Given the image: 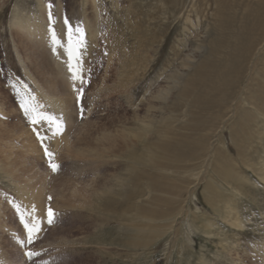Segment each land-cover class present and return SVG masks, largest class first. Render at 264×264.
<instances>
[{
  "label": "rangeland",
  "instance_id": "obj_1",
  "mask_svg": "<svg viewBox=\"0 0 264 264\" xmlns=\"http://www.w3.org/2000/svg\"><path fill=\"white\" fill-rule=\"evenodd\" d=\"M44 1L55 26L99 28L84 29L85 112L51 55L13 25L38 1L0 0V259H24L9 203L28 208L21 186L43 197L44 216L57 213L32 246L49 264H264V0ZM251 13L263 22L224 99L210 71ZM25 85L47 111L63 106V135L45 142L57 172L19 107Z\"/></svg>",
  "mask_w": 264,
  "mask_h": 264
},
{
  "label": "snow or ice",
  "instance_id": "obj_2",
  "mask_svg": "<svg viewBox=\"0 0 264 264\" xmlns=\"http://www.w3.org/2000/svg\"><path fill=\"white\" fill-rule=\"evenodd\" d=\"M53 4H47L48 9V32L50 34L51 51L58 59H61V50L66 59L63 62L66 64L69 78L73 84V91L76 93L77 103L80 105L79 111L81 118H83L85 107L81 103L86 78L84 73L83 54L87 49L86 33L80 24L73 25L67 17L64 18L63 23L66 26L67 42L65 43L61 35H58L55 30L56 20L52 12ZM90 79V77L88 78ZM77 83L81 85L77 87ZM13 88L17 86L12 85ZM16 95L20 97L19 107L27 119L29 125L32 126V131L36 135L37 140L43 147L44 154L48 157V165L53 172L59 171V164L54 162V153L49 151L46 141H51L56 137L62 136L66 123L63 114L57 115L45 109V106L40 103L36 96L25 85L23 91L17 88ZM6 118V117H0ZM43 129V132L41 131ZM49 201L52 197L47 198ZM11 207L15 210L19 217V223L23 226L22 235L26 234V238L15 237L16 243L21 250V255L24 259L19 264H36V260L40 259L41 264H49L48 261L42 260L41 252L35 250L32 246L41 238V234L45 230V226L51 227L56 223L57 213L49 205L45 216H40L35 205L26 208L15 200L9 201ZM0 264H7L6 260L0 259Z\"/></svg>",
  "mask_w": 264,
  "mask_h": 264
},
{
  "label": "bare ground",
  "instance_id": "obj_3",
  "mask_svg": "<svg viewBox=\"0 0 264 264\" xmlns=\"http://www.w3.org/2000/svg\"><path fill=\"white\" fill-rule=\"evenodd\" d=\"M37 1H38V7L37 8L39 9V12H30V13L27 12L28 14L23 15L24 17L20 13H17L16 12L14 14L15 16H14V19H13V25L18 29V31L19 30L22 31V33H24V36L26 35V37H28V39L31 40L32 43H34L33 44V46H35L34 49L36 47H39V46H40V48H42V47L45 48V50L48 52V54L51 55L52 58L51 57L50 58L53 61V63L57 66L58 72L63 77V80H65L67 83H69L70 85H72V81L69 78V73L67 71L66 64L63 62V60L66 59V56L63 55L62 50H61V59H58L57 56L54 55L52 53V51L50 50L51 49L50 39H49L50 34L48 32V21H47L46 16H45L46 9H47L46 3H45L44 0H37ZM92 1H93L92 3H94V0H92ZM260 3H258L259 4L258 6H261ZM95 12H96V9H95ZM95 16H96V18L99 17L97 15V13H96ZM243 16H245V14ZM248 16L249 15L245 16L244 23L242 22L243 24H240L239 25V26L242 25V27L238 29V33L235 35V42L233 43V41H230L226 46H225V44H223L224 47H227L228 46L227 47L228 52L225 53L226 52L225 51L226 48H224V53L225 54H222L223 50L221 49L222 50V52H221L220 51V48H218L219 49L218 53H221L222 55H225V57H224L223 60H221L222 58H220L221 57L220 56L219 57L220 58V61L218 63L214 64L213 65V69L214 70L212 69V71H210L211 72V76L210 77L213 80L212 81H208L209 84H210V85H207V86H209L208 89H209V91L211 93L212 92L214 94L220 93L222 95V97H224V99H230V100L232 99L233 91L236 88V86L240 83L241 75H242V72H243V68L241 67V63L240 62L243 61L245 57H247L246 54L249 53L250 50L254 47V41H253L252 37L255 35V33L257 32V30L259 28V26H261V23L263 22L262 19L259 18V15L258 14L251 13V16H250L251 19ZM249 19L251 21H249ZM190 23H191V21H190ZM54 27H55V30H56L57 34L58 35H61L62 38L64 39L65 43H66L67 42V38H66V27H64V25L62 24V22H60V20L59 21L57 20V24ZM84 27H85L84 29L86 31H89L90 32V37H94L95 34L98 32V29H99L97 27L96 23L95 24H91V23H88L87 21L85 22ZM216 47L213 48L214 49L213 50L214 53L217 51L216 50ZM42 55L44 57L45 56V53L44 54L42 53ZM240 59H241V61H240ZM42 60H46L45 57ZM217 60H218V58H217ZM45 63H47V60H46ZM205 64H206V62H203L201 65L198 64L197 66H195V69H194L195 72L197 74L199 73V75H200L201 71L204 69ZM190 66H193V63ZM185 70H186V68H185ZM41 90L39 91L40 93H41ZM206 96H208V95H206ZM212 97H214V96H212ZM212 97H211V94H210V96L208 97L210 99H208L206 101L208 103H210V104H214V103H217L218 104L219 101L212 100ZM235 98L236 97H234V99ZM49 99H50V97H49ZM221 99H223V98H221ZM53 101L54 100L47 101V102L50 104V106L53 109V111H54L55 114H57V115L63 114L64 119H65V112H64L63 106L62 105L60 106L59 104L54 103ZM247 101H249V100H247ZM144 121L142 119V122H144ZM143 126H146V123H144ZM175 131H177V130L175 129ZM26 135L29 138V143L27 144L28 145L29 152L30 153H36L37 152L36 147H35L36 144L33 145V141L31 140L32 139L31 138L32 136H30L29 131L26 133ZM18 188H19L20 195L22 194L21 197L24 200L25 205L28 206V208H30L32 205H35L36 208H37V210H38V214L43 217L44 216L43 197L42 196H35L34 197L33 194H30L31 192L29 193L28 189L25 188V187H21L20 186ZM37 199H39L41 201V205H39V202L37 201Z\"/></svg>",
  "mask_w": 264,
  "mask_h": 264
}]
</instances>
